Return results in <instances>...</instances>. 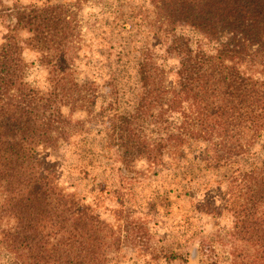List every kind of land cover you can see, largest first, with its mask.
<instances>
[{
    "label": "trees",
    "instance_id": "trees-1",
    "mask_svg": "<svg viewBox=\"0 0 264 264\" xmlns=\"http://www.w3.org/2000/svg\"><path fill=\"white\" fill-rule=\"evenodd\" d=\"M150 1L154 23L168 36L162 63L170 54L176 61L164 65L141 47L132 111L115 116L104 143L125 174L138 160L149 170L176 167L186 150H199L207 171L227 169L220 206L198 201L193 209L229 214L227 237L218 231L214 239L228 247V264H264V162L241 165L257 155L253 146L264 149V0ZM0 25V252L9 264H104L120 245L119 230L66 191L50 157L72 137V114L90 113L97 100L95 81L80 79L75 65L76 12L62 2L0 0ZM180 25L214 41L213 51L193 49L176 32ZM24 48L37 51L41 81L29 77L35 62L23 58ZM112 102L101 104V114ZM189 232L172 242L198 235ZM164 254L184 264H221L204 236L191 251Z\"/></svg>",
    "mask_w": 264,
    "mask_h": 264
},
{
    "label": "rangeland",
    "instance_id": "rangeland-1",
    "mask_svg": "<svg viewBox=\"0 0 264 264\" xmlns=\"http://www.w3.org/2000/svg\"><path fill=\"white\" fill-rule=\"evenodd\" d=\"M5 1L38 6L62 2L76 12L80 50L75 65L80 79L95 81L97 100L90 113L79 110L72 114L75 129L72 137L61 143L50 157L66 191L76 193L103 220L119 230L120 245L108 252L104 264H184L163 255L170 249L191 251L199 236L212 242L221 264H228V247L224 249V244L214 239L218 231L227 237L231 226L229 214L194 210L198 201L220 206L219 191L225 185L224 182L219 185V181L229 174L227 169L207 171L200 161L199 150H186L187 158L176 167L162 165L149 170L145 160H138L134 170L125 174L115 150L104 143L115 116L132 111L138 90L136 60L141 47L151 48L156 56L161 55L157 57L160 63L165 55L160 43L168 36L165 27L159 29L154 23L151 1ZM176 32L188 37L193 49L213 51L214 41L190 27L180 25ZM3 33L0 25V40ZM22 55L27 62H35L29 67V77L41 81L44 70L36 65L37 51L24 48ZM175 61L170 54L162 64L172 66ZM109 99L113 101V108L101 114V104L107 107ZM252 152L257 155H250L243 161V169L261 167L264 162V149L256 145ZM118 209L122 213H117ZM130 227H140L141 231L136 235ZM184 229L198 233L197 237L187 242L181 238L178 244L172 242V238L176 241V234H183ZM9 263L8 256L0 252V264Z\"/></svg>",
    "mask_w": 264,
    "mask_h": 264
}]
</instances>
